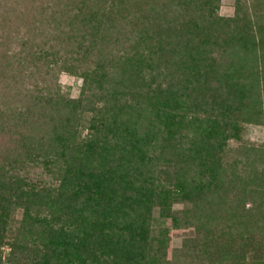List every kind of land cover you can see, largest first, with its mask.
I'll return each mask as SVG.
<instances>
[{
  "label": "rangeland",
  "instance_id": "1",
  "mask_svg": "<svg viewBox=\"0 0 264 264\" xmlns=\"http://www.w3.org/2000/svg\"><path fill=\"white\" fill-rule=\"evenodd\" d=\"M263 60L264 0H0V87L9 83L15 92L26 88L31 93L32 89H41L44 96L64 99L58 101L67 105L63 113L67 109L75 111L74 133L68 141L73 153H79L77 145L89 139L95 124L102 127L106 102L112 104L111 95L121 90L129 94L120 96L119 101L130 98L138 105L134 116L144 125L154 126L157 151L145 162L158 172L159 185L169 184L177 169L175 160L164 164L159 157L165 123L154 117L149 107L147 92L152 86L175 88V98L181 105L175 106L172 117L185 124L187 118L193 119L191 126L180 128L182 140H189V135L192 138L203 119L217 117L226 126L227 138L213 134L210 146L222 161L225 175L219 182H223L229 199L221 201L216 194L219 201L208 206L211 197L205 192L200 194L195 222L192 215L185 220L186 212L193 207L187 199L171 195L169 214L162 218L160 205H136L117 186L109 195L108 202L130 211L128 225L139 216L143 224H153L150 242V236L165 227L164 256L168 264L176 259L177 264H260L264 259V194L260 192L264 188V97H254L258 99L252 117L236 107L223 115V108L215 106L225 101L229 91L227 74L232 68L243 77L252 75L255 65ZM228 104L236 105L231 100ZM143 109L151 118L145 117ZM66 128L71 126L67 124ZM30 157L24 158L26 162L0 159L7 175H0V181L4 178L7 184V189L0 188V206L6 220L0 227V264H49L44 260L47 248L60 249L56 239L52 245L48 243L52 213L46 208L41 210L36 191L48 188L51 194L58 193L56 187L61 188L66 161L55 151H34ZM147 164L140 169L128 163L124 170L135 182L139 178L137 170L143 171L141 176L150 172ZM196 171L199 181L206 183L205 174ZM65 185V190L76 196L84 187L87 191L78 193L80 199L96 196L97 185L88 188L77 181ZM242 200L247 207L257 204L255 211L242 212ZM209 209L212 216L207 215ZM26 210L33 217L45 212L48 217L26 223ZM53 213L59 219L58 224L55 220L56 227H67L76 220L60 216L59 211ZM174 214L181 219L179 227L174 225ZM126 219H118L115 227L105 229H86L80 221L78 228L72 225L68 231L72 237L103 230L116 232ZM88 263V259L80 262Z\"/></svg>",
  "mask_w": 264,
  "mask_h": 264
},
{
  "label": "trees",
  "instance_id": "2",
  "mask_svg": "<svg viewBox=\"0 0 264 264\" xmlns=\"http://www.w3.org/2000/svg\"><path fill=\"white\" fill-rule=\"evenodd\" d=\"M35 57L42 58L41 55ZM255 66L256 72L252 75L243 77L241 74H237L238 69L234 68L227 74L229 91H226L225 101L222 104L215 103V106L223 108V115H227L231 107V110L236 107L240 113L250 117L254 116L253 110L258 99L254 97H264V60ZM14 76L16 77V75ZM15 77L13 79L17 81ZM29 91V89L23 88L15 92L13 85L10 86L9 83H6L3 89L0 87V159L9 158L10 161L13 159L15 162H21L30 159L34 151H55L66 161V173L59 183L61 188L56 187L59 192L51 194L48 188L36 191L41 210L46 208L52 213L48 243L52 245L53 240L56 239L60 248L56 249L57 252L54 247L47 248L44 260H47L49 264H80L87 259L88 264H168V260L164 256L167 241L165 227L150 236V242L149 233L154 232L151 229L153 224L149 226L146 223L143 224L144 219L139 216L136 221L128 225L126 218L130 216V211L121 204L108 202L109 195L116 186L126 196L132 198L136 205L137 203L142 206L147 204V208L150 205H160L162 218L169 214L168 200L171 195L177 197L178 200L187 199L193 203V207L192 211L189 208L190 213L186 212L185 220L188 221L192 215V222H195L199 217L197 208L200 206L198 204L200 194L205 192L206 197H211L207 202L208 206L219 201L216 194L221 198V201L226 202L229 199L223 182H219V179L225 175L221 171L222 161L218 157L219 154L211 151L210 146L213 134H219L221 139H226L228 130L226 126H223L221 119L217 117L211 119L210 117L201 121V124L195 128L198 131L193 132L192 138L189 135L186 136L189 137V140H182L178 135L181 131L180 128H183L184 125L185 127L191 126L193 119L187 118L185 124L178 117H172L175 106L181 105L179 99L175 98V88L157 84L147 92L151 104L149 107L153 110L154 117L157 115L165 123V129L161 134L166 135L164 142L159 145L161 146L159 157L164 164L171 160L176 161L174 164L177 170L174 177L169 184L165 185H159L158 172L152 164L145 162L150 158L149 154L154 156V152L157 151V141L155 144L153 143L156 135L154 126L148 123L144 125L142 120L134 116L138 105L134 101H130V98H125L123 103L119 101L120 96H126L129 93L121 90L118 94L111 95L114 104L106 102L105 110L107 112L106 116L102 118V127L99 128V124H95L89 139L81 141L77 145L76 151L79 153H73L70 151L73 146L69 145L68 141L74 133L72 117L75 115V111L70 112L67 109L66 113H63L62 110L66 109L67 105L59 104V100H64L61 97L52 96L49 98L47 95H42L41 89H32V93ZM230 100L236 105L230 106L228 104ZM50 101H57L58 105ZM170 102H173L174 105L172 106ZM144 114L147 119L152 116L148 110H144ZM154 117L153 119H156ZM196 123H199V120ZM67 124L71 128H66ZM16 151L20 152L15 153ZM69 153L71 155H68ZM14 155L17 159H14ZM128 163H134L135 168L139 167L140 169L144 164H147L150 172L141 176L143 171L137 170L139 178L133 182L134 177L129 171L127 173L124 170ZM1 166L2 164L0 165L2 172L0 175L7 176ZM196 169L205 174L206 183L199 181ZM235 178L236 173L231 176L230 180L234 181ZM71 181L83 183L88 188L97 185L96 196L93 199H89V196L80 199L78 193L85 189L84 187L77 191V196L70 195V192L65 190V184ZM5 182L4 178L0 181V188L7 189ZM152 190L154 191L152 192ZM2 192L3 189H0V196ZM220 192H223V195ZM260 192L264 194V188L260 189ZM256 207L255 203L251 207H247V202L242 200L239 209L242 212H250L255 211ZM49 208L57 213L59 211L60 216L66 215L76 219L69 223V226L73 225L76 228L80 221L86 229L115 227L114 224L123 217L126 219V223L122 224L121 230L116 232H103V230L93 233V235L85 234L76 237L77 234H75L72 237L68 231L69 226L56 227V221L58 224L59 219L55 218L54 211L52 212ZM122 208H124L123 211ZM212 214L213 211L209 209L207 215L212 216ZM3 216L4 212L0 206V227L6 222ZM36 217L26 210L24 216L26 223H34ZM47 217L48 213L45 212L44 215L37 218L47 219ZM173 222L176 227L181 225V219L177 214L173 215ZM133 226H136V229L133 230ZM127 227H130V230ZM82 253L85 254L83 259L81 258ZM177 261L176 259L174 264H177ZM260 264H264V259L260 260Z\"/></svg>",
  "mask_w": 264,
  "mask_h": 264
}]
</instances>
